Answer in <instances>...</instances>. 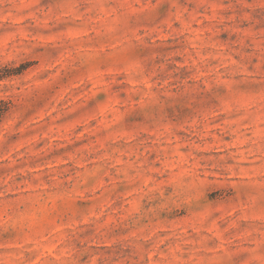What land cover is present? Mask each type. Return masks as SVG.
<instances>
[{
	"label": "rangeland",
	"instance_id": "rangeland-1",
	"mask_svg": "<svg viewBox=\"0 0 264 264\" xmlns=\"http://www.w3.org/2000/svg\"><path fill=\"white\" fill-rule=\"evenodd\" d=\"M0 264H264V0H0Z\"/></svg>",
	"mask_w": 264,
	"mask_h": 264
},
{
	"label": "trees",
	"instance_id": "trees-1",
	"mask_svg": "<svg viewBox=\"0 0 264 264\" xmlns=\"http://www.w3.org/2000/svg\"><path fill=\"white\" fill-rule=\"evenodd\" d=\"M7 104L8 103L6 101L0 100V117L7 110V108H8V105Z\"/></svg>",
	"mask_w": 264,
	"mask_h": 264
}]
</instances>
